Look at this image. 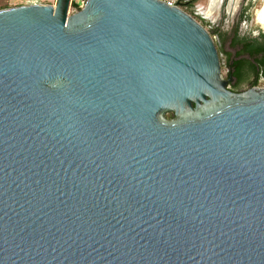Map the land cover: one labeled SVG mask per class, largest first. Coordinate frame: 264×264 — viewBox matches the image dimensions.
<instances>
[{
    "label": "water",
    "instance_id": "95a60500",
    "mask_svg": "<svg viewBox=\"0 0 264 264\" xmlns=\"http://www.w3.org/2000/svg\"><path fill=\"white\" fill-rule=\"evenodd\" d=\"M71 5L0 10V264H264L262 84L179 6Z\"/></svg>",
    "mask_w": 264,
    "mask_h": 264
},
{
    "label": "flooded vegetation",
    "instance_id": "af4514ba",
    "mask_svg": "<svg viewBox=\"0 0 264 264\" xmlns=\"http://www.w3.org/2000/svg\"><path fill=\"white\" fill-rule=\"evenodd\" d=\"M195 0H180V7L201 23L213 37L217 51L220 53L223 44L235 50L234 54H227V78L231 79L228 88L235 93H242L241 88H234L235 80L229 76L233 65L238 60H250V55L237 56L239 48L232 47L235 39L242 41L243 46H250L252 52L264 51V0H209L208 12L202 13L194 5ZM262 3L257 9L256 4ZM217 14L214 16L213 13ZM263 55H257L261 59ZM262 82V80H261ZM264 82V81H263Z\"/></svg>",
    "mask_w": 264,
    "mask_h": 264
},
{
    "label": "trees",
    "instance_id": "16d2710c",
    "mask_svg": "<svg viewBox=\"0 0 264 264\" xmlns=\"http://www.w3.org/2000/svg\"><path fill=\"white\" fill-rule=\"evenodd\" d=\"M5 3L0 8L1 10L9 8L8 0H4ZM232 47L239 48L237 56L243 54L250 55V60H238L233 65H228L231 70L229 76H232L235 80L234 88H242L247 86L248 90L258 87L261 80L264 81V51L256 50L252 52L250 46H243L242 41L235 39L232 43ZM257 55H263L261 59H257ZM173 114H171V118Z\"/></svg>",
    "mask_w": 264,
    "mask_h": 264
},
{
    "label": "rangeland",
    "instance_id": "374dc122",
    "mask_svg": "<svg viewBox=\"0 0 264 264\" xmlns=\"http://www.w3.org/2000/svg\"><path fill=\"white\" fill-rule=\"evenodd\" d=\"M4 3H5L4 0H0V8L2 7V5H4ZM74 3H76V4L81 3V0H72V5H71V8H70V12L71 13H73V10H74V6H73ZM209 3H210L209 0H195L194 5L196 7H198L199 10L201 9L200 11H203V13H205V12L207 13L208 12V8H209ZM261 6H262L261 2H258L256 4V8L257 9L261 8ZM216 14H217L216 12L213 13L214 16ZM234 52H235V50L232 49V48H229L228 43L225 42L223 44L222 52L220 51V53H219L220 61H221V73H222V77L224 79L227 78V71H228L227 67L225 66L226 63H227V60H228L227 59V54H234ZM260 84H262V86L264 87V82L263 81L260 82ZM241 89H242L241 92H245V91L248 90L247 86H243ZM166 117L167 118H171V114H168Z\"/></svg>",
    "mask_w": 264,
    "mask_h": 264
},
{
    "label": "built area",
    "instance_id": "2783aa9c",
    "mask_svg": "<svg viewBox=\"0 0 264 264\" xmlns=\"http://www.w3.org/2000/svg\"><path fill=\"white\" fill-rule=\"evenodd\" d=\"M167 4L170 7H180V0H159ZM58 0H8L9 8L18 6H28V5H49L56 7ZM87 0H81L77 7H74L73 13L79 11L86 4ZM71 8V7H70Z\"/></svg>",
    "mask_w": 264,
    "mask_h": 264
},
{
    "label": "crops",
    "instance_id": "0c3cea01",
    "mask_svg": "<svg viewBox=\"0 0 264 264\" xmlns=\"http://www.w3.org/2000/svg\"><path fill=\"white\" fill-rule=\"evenodd\" d=\"M209 8H210V3H209ZM209 8H208V10H209ZM201 10V9H200ZM203 10V9H202ZM202 13H203V11H201Z\"/></svg>",
    "mask_w": 264,
    "mask_h": 264
}]
</instances>
